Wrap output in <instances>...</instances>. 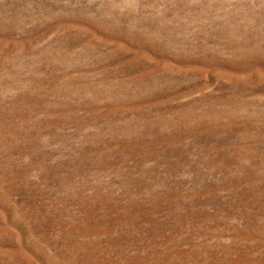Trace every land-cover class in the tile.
Segmentation results:
<instances>
[{"label":"rangeland","instance_id":"obj_1","mask_svg":"<svg viewBox=\"0 0 264 264\" xmlns=\"http://www.w3.org/2000/svg\"><path fill=\"white\" fill-rule=\"evenodd\" d=\"M0 264H264V0H0Z\"/></svg>","mask_w":264,"mask_h":264}]
</instances>
